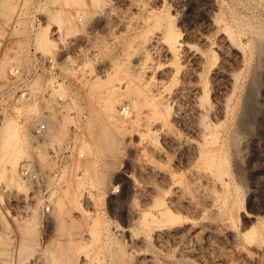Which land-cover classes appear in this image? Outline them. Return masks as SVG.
Listing matches in <instances>:
<instances>
[{
  "label": "rangeland",
  "instance_id": "1",
  "mask_svg": "<svg viewBox=\"0 0 264 264\" xmlns=\"http://www.w3.org/2000/svg\"><path fill=\"white\" fill-rule=\"evenodd\" d=\"M31 8L42 19L34 28ZM4 10L0 41L12 49L0 54V74L23 61V53L16 55L21 46L35 47V29L49 24L55 51L35 49L57 54L58 91L83 115L84 132L82 157L60 173L63 184L47 214L32 210L29 219L7 221L0 204L2 229L18 234V264H264V0H12ZM167 29L183 43L175 53L153 45ZM135 57L143 58L141 66ZM86 60L96 80L83 71ZM151 64L155 69L145 76ZM160 69L169 74L162 77ZM161 79L167 90L157 120L142 94ZM36 84H43L41 75ZM8 120L0 129V181L17 198L30 187L16 171L18 161L33 157L32 149L40 167L48 161L14 119L21 147L6 150ZM73 122L63 115L56 135ZM208 123L217 125L216 141ZM106 126L114 147L101 153L94 139ZM92 162L94 170L82 174ZM114 183L119 190L110 194ZM159 211L162 217L155 216ZM247 225L257 238L249 245L236 234Z\"/></svg>",
  "mask_w": 264,
  "mask_h": 264
},
{
  "label": "built area",
  "instance_id": "2",
  "mask_svg": "<svg viewBox=\"0 0 264 264\" xmlns=\"http://www.w3.org/2000/svg\"><path fill=\"white\" fill-rule=\"evenodd\" d=\"M28 18L30 28L42 22L35 8L30 9ZM10 49L9 43L0 41V54ZM22 53L23 61L6 64L0 74V129L7 119L24 125L33 139L32 146H42L41 151L48 165L40 167L33 149V157L18 161L16 171L19 176L29 179L30 187L19 193L17 198L7 196L6 188L0 181V204L7 221L12 217L29 219L32 210L41 214L51 210L54 194L63 184L60 173L82 157L80 146L84 140L83 115L72 110L67 97L58 92L62 82V63L57 54H41L31 43ZM38 75L43 79L41 86L36 84ZM119 112L127 114V106L121 105ZM66 113L74 117V122L65 124L62 133L57 136L56 127L61 125ZM118 190L116 183L108 188L110 194H116ZM0 237V264H18V234L14 230L2 229L0 224Z\"/></svg>",
  "mask_w": 264,
  "mask_h": 264
},
{
  "label": "bare ground",
  "instance_id": "3",
  "mask_svg": "<svg viewBox=\"0 0 264 264\" xmlns=\"http://www.w3.org/2000/svg\"><path fill=\"white\" fill-rule=\"evenodd\" d=\"M12 1V0H11ZM11 1L10 0H3L2 1V3H1V1H0V4L2 5H0L1 7H3V10L4 9H8V11H9V8L11 9ZM13 4V3H12ZM1 9V11H3L2 10V8H0ZM206 10H207V17H208V20L211 22V23H213L214 21H215V15H216V12L214 13V10H215V7H214V4L210 1L208 4H207V8H206ZM0 11V12H1ZM5 12H7L6 10H4ZM1 13H3V12H1ZM245 24V23H244ZM247 24L248 23H246V26H247ZM249 26V25H248ZM49 29H50V25L49 24H46V25H39L36 29H35V31H34V38H33V45L35 46V47H38L39 49L41 48L42 50H45V51H55V48H56V46H57V43L56 42H54L51 38H50V36L48 35V32H49ZM161 29V28H160ZM168 29H170V28H168ZM167 29V30H168ZM163 30V29H162ZM161 33V32H160ZM173 32H171V30L169 31H166L163 35H162V37L161 38H157V39H155L156 37H157V34H156V36H155V38L153 37L152 39H155V40H152V39H150V41L152 40V42H154L153 43V45L155 44V45H157V44H162L163 45V47H164V50H165V52H164V50H163V52L164 53H166V52H168V53H175L180 47H181V45L183 44V43H181V41H179V39L177 40L176 39V37H174V35L172 34ZM66 34H64V36H65ZM199 36V35H198ZM149 38V37H148ZM208 40V39H207ZM150 41H149V43H150ZM159 41V42H158ZM152 42H151V44H152ZM21 43V42H20ZM119 43V42H118ZM121 44V43H120ZM123 44V43H122ZM121 44V45H122ZM150 46V49L152 48H154V50L156 49L155 48V46H151V45H149ZM34 47V48H35ZM191 47V46H190ZM125 48V47H124ZM123 48V49H124ZM118 49V48H117ZM120 49V48H119ZM123 49H121L120 50V53H118L119 55L121 54V51L123 52L124 50ZM152 49L150 50V51H152ZM163 48H161V50H162ZM189 49V48H188ZM182 50V49H181ZM194 50V49H193ZM24 51V49H23V46H21V49H20V51H19V53L18 54H16L17 56H19V55H21V53ZM154 52V51H153ZM47 53V52H46ZM53 53V52H52ZM124 53V52H123ZM141 53V52H140ZM139 53V54H140ZM195 53V52H194ZM117 54V55H118ZM132 54V53H131ZM138 54V53H137ZM154 54V53H153ZM191 55H192V53H191ZM196 55V54H195ZM145 56V55H144ZM143 56V57H144ZM147 56V55H146ZM16 57V56H15ZM14 58V57H13ZM135 58H137V60H135V62L136 63H140V65L139 66H141L142 64H141V60L143 59V58H141L140 60H139V58L138 57H135ZM18 59V58H17ZM16 59V60H17ZM195 59V58H194ZM6 62V61H5ZM9 62V61H8ZM11 62V61H10ZM9 62V63H10ZM118 62V61H117ZM120 62V61H119ZM122 62V61H121ZM120 62V63H121ZM3 64H5V63H3ZM110 64H112V63H110ZM118 64V63H117ZM122 64V63H121ZM153 64V63H152ZM152 64H151V66H149V65H147V66H144V68H143V70H144V75L145 76H147V74H149L150 73V71H151V68H154V67H152ZM136 65H138V64H136ZM138 66V67H139ZM109 67V66H108ZM3 68V67H2ZM112 68V67H111ZM168 68V67H167ZM105 69H106V67H105ZM140 69V68H139ZM155 69V68H154ZM169 69V68H168ZM161 70V69H160ZM83 71L84 72H88V73H86V74H88V75H90V76H93V79H97L98 77H97V75L94 73V69L92 68V66L90 65V62L89 61H85V63H84V65H83ZM159 71V70H158ZM134 73H135V71H134ZM133 73V74H134ZM155 73V72H154ZM169 74V72H168V70L167 69H165V70H161L160 71V73H158L159 75H161L162 77L163 76H166L165 74ZM139 74V73H138ZM167 74V75H168ZM151 75V74H150ZM83 77V76H82ZM150 77V76H149ZM139 79H140V77H139ZM139 79H137V80H139ZM159 79H160V76H159ZM163 79V78H162ZM158 80L157 81V83H155V85H157V87L154 89V90H151V89H149V87H146L145 85H143L142 83H145V82H142L141 84L143 85V86H145L146 87V90H145V88H144V91H143V93L144 92H146L147 91V93H148V90H147V88L149 89V94H146V93H144V94H142V95H144L143 96V100H144V98H147L146 96H148V99H149V101H148V99L147 100H144L145 102H146V104H148L149 106H151L152 107V110H150V111H152L153 112V114H151V115H154L153 117H154V119H157L158 117H160V113H161V111H160V105H162L161 104V98H162V93H163V91L166 89L165 88V84H164V81L163 80ZM130 80V79H129ZM132 80V79H131ZM128 81V80H127ZM133 82V81H132ZM131 82V83H132ZM141 82V81H140ZM166 82V81H165ZM119 83V82H118ZM95 84H96V82H95ZM122 84V83H121ZM124 84H126L125 82H124ZM123 84V85H124ZM138 84H140V83H138ZM153 84V83H152ZM151 84V85H152ZM59 85H60V83H59ZM98 85V84H97ZM97 85H95L96 86V88H97ZM119 85V84H118ZM122 85V86H123ZM127 85H128V83H127ZM127 85H125V86H127ZM129 85H131V84H129ZM147 85H149L148 83H147ZM150 85V86H151ZM93 86H94V82H92V85L89 87V89H91V90H93L94 88H93ZM142 86V87H143ZM185 87H187V86H184V87H182V91L184 90L183 88H185ZM124 88V87H123ZM59 89V88H58ZM134 89V88H133ZM142 89V88H141ZM153 89V88H152ZM91 90H89L90 91V93H92L91 92ZM135 90V89H134ZM167 90V89H166ZM178 91H179V89H177ZM180 90H181V88H180ZM136 91V90H135ZM140 91V90H139ZM139 91H137V92H139ZM150 91H151V93H150ZM182 91H179V92H177L178 94L180 93V92H182ZM59 92V91H58ZM139 93H141V92H139ZM135 94V93H134ZM137 95V94H136ZM141 95V96H142ZM138 96H140V95H138ZM173 96V95H172ZM159 98V99H158ZM136 99V98H135ZM137 100V99H136ZM135 100V101H136ZM142 100V104H144V101ZM162 100H163V98H162ZM114 100H109V101H106V103H105V108H107L109 111H110V109L113 107V102ZM139 101V100H138ZM137 101V102H138ZM149 103H148V102ZM137 102H135V103H137ZM166 102V101H165ZM131 103L132 102H130V105H131ZM133 103H134V100H133ZM133 103H132V105H133ZM140 103H141V101H140ZM150 103H151V105H150ZM142 104H136V105H134V106H139L140 107V105H142ZM165 104H167V102L165 103ZM133 106V107H134ZM137 106V107H138ZM104 107V106H103ZM132 107V108H133ZM165 107V106H164ZM150 108V107H149ZM151 109V108H150ZM164 109H166V108H164ZM168 109V108H167ZM92 117H91V119L89 120V121H92ZM164 119V118H163ZM9 120H12L11 122H14V120L13 119H9ZM9 120L6 122V123H8L5 127V133H4V136L5 137H2V138H4V141H3V144H5L4 146L6 147V150H10V148H13V149H15V147L17 146V144L19 143V139H18V133H17V127H15V125L16 124H14L13 126H12V123L11 122H9ZM131 120V119H130ZM158 120V119H157ZM156 121V120H155ZM160 121V120H159ZM94 122V121H93ZM93 122H89V130L91 131V129L93 130ZM9 123H11V125L9 124ZM15 123H17V122H15ZM3 124V123H2ZM18 125V124H17ZM200 125H202V123L200 124ZM209 125V123L207 124V125H204V126H208ZM2 126V125H1ZM203 126V125H202ZM216 126L217 125H215V124H210V126H208V127H210L211 128V134H209L210 136H211V138L209 137V139H211V140H213V141H216V137H217V133H216ZM109 127V126H108ZM208 127L206 128V129H208ZM219 127V126H218ZM201 129V128H200ZM205 130V129H204ZM104 133H103V135L102 136H100V133L98 134L99 135V138L97 137V136H94V137H97V139L95 138L94 140H96L95 141V146H97L98 145V150L100 149V150H102V152L104 151V149L106 150V149H110L111 147H112V145L114 144V138H113V135H112V133L109 131V129L107 128V126L106 127H104ZM102 131V132H103ZM20 134V133H19ZM23 136V135H22ZM207 136V135H206ZM23 138V137H22ZM206 139H208V138H206ZM24 140V139H23ZM22 140V141H23ZM27 141V140H26ZM26 141H24V142H26ZM23 142V143H24ZM202 142V141H201ZM203 142H204V139H203ZM206 142V141H205ZM211 141H209V143H210ZM21 143V142H20ZM207 143V142H206ZM97 144V145H96ZM18 146H19V144H18ZM27 146V145H26ZM19 147H21V145L19 146ZM19 147H16V148H18L17 150H19L20 148ZM114 147V146H113ZM112 147V148H113ZM93 148H95L94 146H93ZM104 148V149H103ZM112 148H111V150H112ZM5 149V148H4ZM6 150H4L5 152L4 153H6ZM97 150V149H96ZM98 150H97V152H98ZM99 150V152H101ZM13 151V150H12ZM16 151V150H15ZM107 151V150H106ZM109 151V150H108ZM14 152V151H13ZM19 152V151H18ZM95 152V151H94ZM101 152V153H102ZM3 153V154H4ZM12 153V152H11ZM20 153H21V151H20ZM101 153H99L100 155H101ZM17 154V153H16ZM98 154V155H99ZM14 155V154H13ZM13 155H10V156H13ZM4 156H5V154H4ZM7 156V155H6ZM98 157V156H97ZM99 158V157H98ZM97 161V160H96ZM95 161V162H96ZM90 163V162H89ZM90 165V164H89ZM92 165H94V163L92 162L91 163V165L90 166H87L88 168V170L85 168V169H83V173L82 174H84L86 171H89V170H91V169H93L94 170V167L92 168ZM92 171V170H91ZM62 172V171H61ZM81 172H82V170H81ZM81 179L83 178V177H80ZM77 181H80V180H77ZM65 188H66V186H65ZM82 191V190H81ZM88 194L89 195H91L90 194V192H88ZM81 195V194H80ZM52 203H53V200H52ZM52 203H51V205H52ZM56 203V207H58V210L59 209H61V207H62V205H63V202L61 201V198H59L58 200H57V202H55ZM132 208V207H131ZM63 210V209H62ZM59 211H61V210H59ZM148 215V214H147ZM151 215V214H150ZM153 215V214H152ZM163 216V214L161 213V211H159V212H156L155 213V216ZM154 216V215H153ZM153 216H152V218H153ZM154 216V217H155ZM161 216V217H162ZM245 217L248 219H250V217H252V215H245ZM172 218V217H171ZM253 218V217H252ZM152 220V219H151ZM168 220V219H167ZM166 220V221H167ZM252 221V220H251ZM254 227L253 226H244V229L243 230H241L242 232H240V233H238V231H237V235L238 236H240L242 239H244L245 241H247V243H248V245L249 244H252V243H255L256 242V237H255V235H254ZM235 234V235H236ZM237 235H236V237H237ZM258 246V245H257Z\"/></svg>",
  "mask_w": 264,
  "mask_h": 264
}]
</instances>
